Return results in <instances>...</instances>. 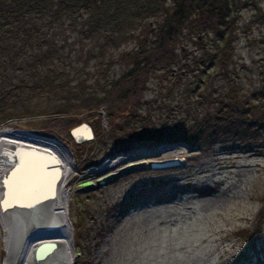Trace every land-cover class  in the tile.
<instances>
[{"label":"rangeland","instance_id":"rangeland-1","mask_svg":"<svg viewBox=\"0 0 264 264\" xmlns=\"http://www.w3.org/2000/svg\"><path fill=\"white\" fill-rule=\"evenodd\" d=\"M244 1L248 4L240 10L233 62L228 67L241 87V97H247L264 81V23L259 18L264 13V0L240 3ZM86 18L77 19L73 24L76 30ZM146 22L148 31L136 29L133 37H124L119 47L108 46L103 55L90 40L69 28L72 22L42 29L55 36L52 44L62 47V59L53 58L50 68L40 70L46 73L48 80L44 82L54 85L33 87L38 69L34 75L24 69L6 72L13 77L5 83L10 93L6 96V118L0 126L10 123L52 136L71 148L76 170L70 181L68 212L78 262L86 254L89 264H264V222L255 239L248 233L255 228L256 214L263 204L264 151H248L237 142L225 140L210 144L202 152H189L178 142L146 151L134 147L131 150L137 153L119 155L116 168L96 173L90 172L93 166L121 153L117 137L108 132L112 118L106 106L99 105L94 116L89 112L72 115V126L58 122L66 117L61 110L76 109L84 99L100 96L111 80L122 75L127 67L119 62L118 55L136 49L139 39L153 38L158 19ZM180 39L182 51L174 66L178 71L184 54L192 58L200 52L199 44L185 33ZM203 39L207 46L212 44L199 35L198 40ZM89 51L95 56L89 58ZM181 72L178 81L176 77L162 79L159 71L151 75L140 106V113L150 120L136 123L137 129L158 128L189 118L202 107L199 101L207 104L226 85L217 68L203 78L204 82H197V89L195 77ZM83 122L95 125L94 137L76 142L70 129ZM119 122L127 129L128 122ZM119 134L122 137L124 132ZM130 140L134 143L133 138ZM170 157H181L183 165L147 168L151 161ZM134 166L140 170L123 174ZM101 180L107 182L100 185ZM6 256L1 233L0 264Z\"/></svg>","mask_w":264,"mask_h":264},{"label":"trees","instance_id":"trees-1","mask_svg":"<svg viewBox=\"0 0 264 264\" xmlns=\"http://www.w3.org/2000/svg\"><path fill=\"white\" fill-rule=\"evenodd\" d=\"M247 4L240 0H0V122L6 118L8 108L6 96L10 90L5 83L13 77L6 74L10 69H24L33 75L38 69L33 87L54 85L52 81L44 82L48 79L40 70L46 69L53 58L62 59L59 56L62 47L52 44L55 36L42 29L72 22L69 28L90 40L92 47L103 55L108 46L119 47L127 36L133 37L136 29L148 31L146 21L155 18L158 25L153 38L139 39V48L118 55L119 62L127 67L122 75L111 80L100 96L84 99L76 109L61 110L60 114L66 117L58 122L72 126L75 123L72 115L89 112L94 116L102 104L112 118L108 132L117 137L120 152L175 142L184 143L189 152H202L218 140L237 142L251 151H264V81L247 97H241V87L228 68L233 62L240 10ZM83 16L87 17L86 23L78 25L76 30L77 25L73 24ZM259 18L264 23V13ZM183 33L199 44L200 52L192 58L184 54L185 60H181L178 71L174 66L182 51ZM199 35L212 44L207 46L204 39L198 40ZM91 52L89 58L95 56ZM215 68L219 69L225 88L207 104L199 101L202 107L195 114L163 123L158 128L137 129L136 123L150 120L147 114L140 113V106L151 75L159 71L162 79L176 77L178 81L184 71L195 77L194 89H197L200 87L197 82H204L203 78ZM121 119L128 122L127 129L119 124ZM92 128L95 132V125ZM131 138L134 143L128 141ZM261 200L256 226L251 234L248 231L250 239H255L264 222V192ZM78 259L74 264H89L87 256L81 262Z\"/></svg>","mask_w":264,"mask_h":264},{"label":"bare ground","instance_id":"bare-ground-1","mask_svg":"<svg viewBox=\"0 0 264 264\" xmlns=\"http://www.w3.org/2000/svg\"><path fill=\"white\" fill-rule=\"evenodd\" d=\"M88 132L93 135L92 128L85 125L76 131L73 139L81 142L80 137ZM28 152L48 157L55 171L47 170L45 161L36 157L23 161L22 155ZM120 161L121 157L115 155L99 166H93L90 172L103 173L116 168ZM75 170L73 152L66 142L16 128L10 123L0 126V228L7 252L3 264H32V253L43 241L58 244L43 264L73 263L74 228L68 207L70 181ZM54 175L56 179L48 186ZM6 185H10L12 200L22 207L12 209L5 206Z\"/></svg>","mask_w":264,"mask_h":264},{"label":"water","instance_id":"water-1","mask_svg":"<svg viewBox=\"0 0 264 264\" xmlns=\"http://www.w3.org/2000/svg\"><path fill=\"white\" fill-rule=\"evenodd\" d=\"M87 126V125H86ZM81 127H85V125H82L80 127H76V128H72L70 130V133L72 136L76 137L75 134H76V131L81 128ZM88 127V126H87ZM89 133V132H88ZM85 140L87 139H90L92 138V134L91 132L86 135V136H83V137H80ZM182 144V143H181ZM140 151H145V150H140ZM136 152V151H134ZM129 154V153H128ZM125 155V154H124ZM21 156V154H20ZM23 157V158H22ZM21 159L24 161V160H27L29 158H38L40 160H43L45 161L46 163V167H47V170H53L55 171L54 167H53V162L46 156L40 154V153H37V152H28V153H24L22 155ZM164 165L166 164H152L151 166L154 167V168H161V167H165ZM12 173V172H11ZM10 173V174H11ZM55 174V172H54ZM11 176V175H10ZM56 179V176L54 175L53 177H51L50 179V182L48 184V186H51V184H53V181ZM8 183V182H7ZM106 183V181H101L100 184H104ZM3 202L5 203V206L7 208H12V209H15V208H20L22 207V204L20 203H17L15 201L12 200V198L10 197V185H6V191L4 192V195H3ZM58 248V244L54 241H43L41 242L35 249H34V252L32 253V257H31V261H32V264H43L45 263V259L55 250Z\"/></svg>","mask_w":264,"mask_h":264}]
</instances>
